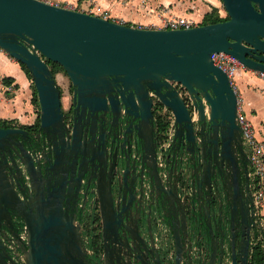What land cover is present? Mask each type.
Listing matches in <instances>:
<instances>
[{
    "label": "water",
    "instance_id": "95a60500",
    "mask_svg": "<svg viewBox=\"0 0 264 264\" xmlns=\"http://www.w3.org/2000/svg\"><path fill=\"white\" fill-rule=\"evenodd\" d=\"M222 1L229 17L224 21L162 29L45 0H0V48L31 74L39 132L60 134L43 175L23 153L26 139L19 136L29 131L0 126V264H91L78 218L87 203V213L93 205L99 208L100 239L104 254L113 256L111 264H196L192 219L197 222V205L209 192L199 161L205 151L218 150L231 168L221 187L232 204L241 193L240 164L250 161L238 120V91L212 55L224 51L264 74V0ZM49 61L70 78L77 109L120 120L121 132L109 141L106 158L78 143L75 134L67 170L60 162L64 113ZM173 83L188 92V104ZM151 92L174 117L172 140L161 155ZM233 207L244 217L243 201ZM252 228L264 225L250 217ZM251 251L249 236L243 264ZM211 255L209 264H216L215 248Z\"/></svg>",
    "mask_w": 264,
    "mask_h": 264
},
{
    "label": "flooded vegetation",
    "instance_id": "af4514ba",
    "mask_svg": "<svg viewBox=\"0 0 264 264\" xmlns=\"http://www.w3.org/2000/svg\"><path fill=\"white\" fill-rule=\"evenodd\" d=\"M56 75L57 73L55 77ZM64 76L67 77V85L63 86L57 81L61 89V100L64 113V125L59 130L62 132L65 150L59 154L60 162L64 164L65 168L67 167V163L70 161V153H67V149L70 147L72 138L75 134L78 143L89 149H95L102 154V157L106 158L108 155L107 149L109 141L112 137H118L121 132L119 130L120 120L117 116H111L110 114L106 115L101 112L83 109L82 107L77 109L74 93L75 88L65 72ZM173 85L177 89H180L181 95L188 104L190 96L185 88L182 87V84L173 83ZM66 92L67 94H65ZM66 96L68 99L67 102L64 101ZM151 96L154 99L153 126L156 129L155 137L158 144L159 155H161V150L166 148L172 140L174 117L168 107L163 105L157 96ZM38 110L40 114V109ZM28 126L31 127L18 126L28 130L30 133L29 136H19L22 140L23 138L26 139L23 144V153L28 161L32 160L34 166L39 167L43 175H46V168L52 164L55 145L57 144L56 147H59L60 137L58 135L60 134L53 131L39 132V117L34 125ZM146 126L145 133L150 135L152 131L151 126ZM243 147L250 161L248 160L245 165L242 162L240 164L241 193L235 196L233 204L232 200L231 203L227 202V197L221 187V177L223 176L226 178L229 176V174H231V168L227 167V163L219 158L217 153L218 150L214 147L209 153L205 151L204 161H199L201 166L205 167L207 171L206 182H208L207 188L209 192H205L204 195H201L196 210L197 222L195 223L194 219H192L194 222V224L192 222V225L196 226L194 240L195 249L193 252L194 258L197 259L196 264H209L213 248L216 249L217 253L216 264H233L234 253L236 264H243L242 261L245 257L249 236L251 245L253 243L258 228H252L251 231H249L250 217H254L259 223V218H261V216L259 217V209L256 207L254 197L255 178L252 175L253 167L250 158V150L244 144V141ZM3 151H5L4 155L9 159L10 154L6 152V150ZM20 165L24 171V181L29 184L30 175L27 173L24 165ZM250 198H252L255 204L254 216L249 215L250 208L247 200L251 202ZM240 201H243L244 205V217L242 218H239V213L237 214L233 207L239 205ZM81 205L82 201L80 202V206ZM87 209H89V203H87L84 210L79 207L78 218L83 226V244L87 248L88 261L91 264H111L113 256L111 254H104V244L100 239L102 223L99 208L93 205L89 213H87ZM19 228H21V226ZM21 235L26 241L24 231L21 232Z\"/></svg>",
    "mask_w": 264,
    "mask_h": 264
},
{
    "label": "crops",
    "instance_id": "0c3cea01",
    "mask_svg": "<svg viewBox=\"0 0 264 264\" xmlns=\"http://www.w3.org/2000/svg\"><path fill=\"white\" fill-rule=\"evenodd\" d=\"M61 6L71 5L80 11L96 14L132 26L159 28L163 17L182 16L202 24L207 13L218 8L226 12L222 0H45ZM79 4L80 8L78 7ZM0 120L13 121V126L34 125L39 117L33 103L31 82L20 63L0 53ZM59 75L57 73L56 77ZM12 77L7 84L3 78ZM234 86L257 137L264 142V77L251 70H239ZM264 189V185H263ZM264 225V199L259 208Z\"/></svg>",
    "mask_w": 264,
    "mask_h": 264
},
{
    "label": "built area",
    "instance_id": "2783aa9c",
    "mask_svg": "<svg viewBox=\"0 0 264 264\" xmlns=\"http://www.w3.org/2000/svg\"><path fill=\"white\" fill-rule=\"evenodd\" d=\"M57 5L59 4L57 3ZM65 7L78 10L77 8L71 5H67ZM193 26H196V21L194 19L182 16H173L163 17L162 24L158 27L162 29H181L191 28ZM212 59L216 66H218L227 73L233 85L235 83V78L239 70H249L237 58L224 51L213 53ZM258 74L261 77H264L263 73ZM151 95L156 96L154 92H151ZM238 120L242 127L244 144L250 150V158L253 167L252 175L255 178L254 197L256 207L259 209L264 199V142L257 137L256 130L251 120L247 117L244 110L242 109L240 101H238ZM259 223L263 224L260 219Z\"/></svg>",
    "mask_w": 264,
    "mask_h": 264
},
{
    "label": "trees",
    "instance_id": "16d2710c",
    "mask_svg": "<svg viewBox=\"0 0 264 264\" xmlns=\"http://www.w3.org/2000/svg\"><path fill=\"white\" fill-rule=\"evenodd\" d=\"M228 18H229L228 16L227 17L221 16L218 8H213V10L211 12H209L205 15L202 24L216 23V22L224 21ZM49 64H50V67H51L54 74L57 73V71L55 70L56 68H60L62 71L65 72L63 67L60 66L59 64L54 63V62H50V61H49ZM20 65H21L22 69L25 71V73L27 74V76L29 77V79H32L31 74H30L29 70L27 69V67L22 63H20ZM3 80L7 84H10L13 81V78L12 77H4ZM33 94H34V98H33L34 104H37V106L40 107L36 88H34ZM12 123H13V121L0 120V126H2V127L12 126ZM27 127H31V126H27ZM251 249H252V251H251L249 264H264V228L257 230V233L255 234V237L253 239V243L251 245Z\"/></svg>",
    "mask_w": 264,
    "mask_h": 264
},
{
    "label": "rangeland",
    "instance_id": "374dc122",
    "mask_svg": "<svg viewBox=\"0 0 264 264\" xmlns=\"http://www.w3.org/2000/svg\"><path fill=\"white\" fill-rule=\"evenodd\" d=\"M80 6H82L81 4H79V8H80ZM225 9V8H224ZM226 11V10H225ZM221 15V14H220ZM221 16H223V17H227L228 16V13H227V11L226 12H223V15H221ZM1 52H3V53H5V54H7L4 50H2L1 48H0V53ZM7 56L12 60V61H15L13 58H11L8 54H7ZM56 71H57V73H59V75L57 76V81L58 82H60L63 86H65V85H67V83H68V81H67V77L66 76H64V71H62L60 68H56L55 69ZM0 78H2V76L0 75ZM30 82H31V91H32V100H33V98H34V88H35V86H34V84H33V81H32V79H30ZM65 94H67V92L65 93ZM64 101H68V99H67V96H66V98H65V100ZM34 103V102H33ZM36 105V107H38V109H40L39 108V106H37V104H35ZM260 214V213H259ZM259 217H260V215H259ZM261 221H262V219L261 218H259Z\"/></svg>",
    "mask_w": 264,
    "mask_h": 264
}]
</instances>
